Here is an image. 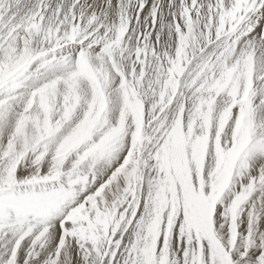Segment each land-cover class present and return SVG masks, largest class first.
<instances>
[{"label": "snow or ice", "instance_id": "1", "mask_svg": "<svg viewBox=\"0 0 264 264\" xmlns=\"http://www.w3.org/2000/svg\"><path fill=\"white\" fill-rule=\"evenodd\" d=\"M0 264H264V0H0Z\"/></svg>", "mask_w": 264, "mask_h": 264}]
</instances>
